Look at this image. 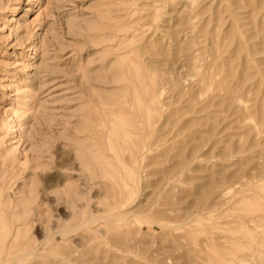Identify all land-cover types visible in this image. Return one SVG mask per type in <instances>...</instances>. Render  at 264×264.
Returning <instances> with one entry per match:
<instances>
[{"label":"rangeland","instance_id":"rangeland-1","mask_svg":"<svg viewBox=\"0 0 264 264\" xmlns=\"http://www.w3.org/2000/svg\"><path fill=\"white\" fill-rule=\"evenodd\" d=\"M32 246L264 264V0H0V264Z\"/></svg>","mask_w":264,"mask_h":264},{"label":"bare ground","instance_id":"bare-ground-1","mask_svg":"<svg viewBox=\"0 0 264 264\" xmlns=\"http://www.w3.org/2000/svg\"><path fill=\"white\" fill-rule=\"evenodd\" d=\"M144 128V127H143ZM143 128H141V132L143 133L144 132V129ZM147 129V128H146ZM144 135V134H143ZM140 148L143 150V149H145V150H148V144L146 143V142H143L141 145H140ZM146 153V152H145ZM87 220H89V219H87ZM82 223V222H81ZM80 223V224H81ZM82 225V224H81ZM77 227V226H76ZM79 227V226H78ZM66 233H70V231L68 232H66ZM67 235V234H66ZM61 236V235H60ZM35 247L34 246H32V247H29V249H27V250H25V251H23V252H19V251H17L16 253H13V258H11V259H6V264H13V263H17V259H22V257L23 258H26V257H29L31 254H34L35 253ZM73 252V251H72ZM33 256V255H32ZM64 256V255H63ZM68 256V255H67ZM21 263V262H20Z\"/></svg>","mask_w":264,"mask_h":264}]
</instances>
